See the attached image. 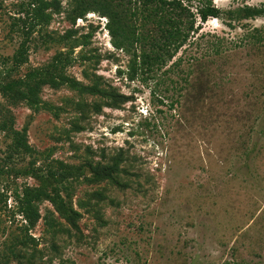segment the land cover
Here are the masks:
<instances>
[{
  "label": "rangeland",
  "instance_id": "rangeland-1",
  "mask_svg": "<svg viewBox=\"0 0 264 264\" xmlns=\"http://www.w3.org/2000/svg\"><path fill=\"white\" fill-rule=\"evenodd\" d=\"M38 1L51 20L33 32L15 78L73 47L67 74L123 101L101 106L111 99L44 87L41 99L55 109L34 114L0 93V124L11 115L35 150L10 156L0 131V254L25 225L16 197L39 185L23 171L56 160L84 169L61 191L79 213L78 229L40 203L29 230L36 250L28 249L37 264H264V16L226 14L264 0H211L222 15L197 19L189 46L153 72L141 69L134 48L112 46L98 13L73 22L69 0ZM190 1L195 8L200 0ZM30 2L0 0V58L21 43ZM114 160L125 170L119 185L88 181V165Z\"/></svg>",
  "mask_w": 264,
  "mask_h": 264
},
{
  "label": "trees",
  "instance_id": "trees-1",
  "mask_svg": "<svg viewBox=\"0 0 264 264\" xmlns=\"http://www.w3.org/2000/svg\"><path fill=\"white\" fill-rule=\"evenodd\" d=\"M55 9H61L60 3L55 2ZM29 10L19 19L22 41L11 58H0V93L13 106L24 104L34 114L40 111H51L55 108L41 99L44 87L54 90L68 88L79 94L99 96L100 100L111 99V102H102V105L115 107L122 103L117 101V95L101 87L99 82L84 85L66 70L75 59L72 56L73 47L68 51L56 53L43 66L27 72L24 76L15 78V75L28 63L29 42L38 26H46L51 20L46 14L47 4L38 0H31ZM67 13L75 22L86 14L94 12L106 18L107 29L111 36L112 46L130 53L134 48V57L139 60L142 70L153 72L171 61L182 48L189 46L194 34L199 31L197 22L204 23L209 17L219 18L222 12L216 8L211 0H200L195 8L190 0H69ZM193 9L195 11H193ZM229 20L254 19L264 16V6H244L233 11H227ZM69 37H62L65 39ZM61 42V41H60ZM100 105H95L96 112ZM0 124V131L10 137V156L31 155L35 150L28 143L27 128L14 129L13 118L4 113ZM9 159V157H8ZM121 160H114L107 165H88L91 183L99 184L111 182L119 185L117 176L125 173ZM23 171L38 182V187H26L16 197L17 213L25 222L20 236L6 247L0 254V264H37L35 253L36 241L29 235L40 219L38 205L43 201L49 202L55 212L66 222L71 229L77 228L79 213L67 202L61 191L69 185V179L74 173L84 174L82 167H75L61 161H52L43 167H34ZM20 173V172H17ZM71 229L66 230L70 232Z\"/></svg>",
  "mask_w": 264,
  "mask_h": 264
}]
</instances>
